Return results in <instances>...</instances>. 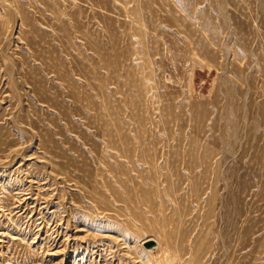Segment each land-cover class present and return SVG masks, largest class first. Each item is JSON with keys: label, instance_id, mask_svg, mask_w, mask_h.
<instances>
[{"label": "rangeland", "instance_id": "1", "mask_svg": "<svg viewBox=\"0 0 264 264\" xmlns=\"http://www.w3.org/2000/svg\"><path fill=\"white\" fill-rule=\"evenodd\" d=\"M0 264H264V0H0Z\"/></svg>", "mask_w": 264, "mask_h": 264}, {"label": "water", "instance_id": "2", "mask_svg": "<svg viewBox=\"0 0 264 264\" xmlns=\"http://www.w3.org/2000/svg\"><path fill=\"white\" fill-rule=\"evenodd\" d=\"M151 245H153V244H150L149 246H151Z\"/></svg>", "mask_w": 264, "mask_h": 264}]
</instances>
